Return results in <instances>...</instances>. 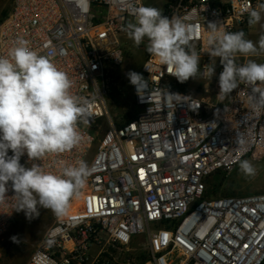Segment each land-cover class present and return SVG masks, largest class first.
I'll list each match as a JSON object with an SVG mask.
<instances>
[{"label": "built area", "instance_id": "2783aa9c", "mask_svg": "<svg viewBox=\"0 0 264 264\" xmlns=\"http://www.w3.org/2000/svg\"><path fill=\"white\" fill-rule=\"evenodd\" d=\"M146 1L12 0L0 22V56L22 37L41 55L51 53L72 92L90 101L79 146L42 160L20 157L27 168L59 172L91 153L94 169L26 264H264V192L207 194L211 175L264 155V111L252 110L250 89L241 84L223 103L217 97L223 65L209 52L208 28L248 39L257 27L248 12L264 0H153L164 16L197 29L199 66H213L214 74L198 75L201 86L191 93L149 54L138 71L141 92L130 84L133 117L117 126L107 98L123 61L121 29ZM261 26L264 35V18ZM256 59L264 63V55ZM6 196L0 236L16 210L10 183Z\"/></svg>", "mask_w": 264, "mask_h": 264}, {"label": "clouds", "instance_id": "9594fccd", "mask_svg": "<svg viewBox=\"0 0 264 264\" xmlns=\"http://www.w3.org/2000/svg\"><path fill=\"white\" fill-rule=\"evenodd\" d=\"M132 15L134 19L121 30L137 47L146 38V51L158 58L160 65H166L168 74L179 82L214 74L213 66L203 72L199 66L200 54L192 43L197 29L179 17L164 16L152 6L134 7ZM248 15L250 26L260 23L264 2L250 9ZM208 32L209 52L212 57H220L223 65L219 101L223 103L244 84L250 89L252 110L264 111V63L254 59L236 62L238 55H264V35L257 45L246 39L243 31L221 32L213 24ZM128 78L140 93L145 85L142 76L129 72ZM73 86L67 73L53 62L51 53L41 55L22 37L16 39L6 56H0V204L7 201L11 182L15 209L24 211L30 219L39 216L40 208L51 210L57 217L66 216L71 199L79 197L94 171L84 160L66 165L59 172L46 171L35 164L26 168L20 163L25 152L29 160H42L48 155L70 152L83 142L79 125L88 124L90 101L75 95ZM236 142L244 144L241 136ZM238 163L246 177L255 176L251 161Z\"/></svg>", "mask_w": 264, "mask_h": 264}, {"label": "rangeland", "instance_id": "374dc122", "mask_svg": "<svg viewBox=\"0 0 264 264\" xmlns=\"http://www.w3.org/2000/svg\"><path fill=\"white\" fill-rule=\"evenodd\" d=\"M12 0H0V22L10 10ZM145 6L160 9V2L147 0ZM262 30L261 21L254 31ZM124 40V56L121 66L117 69L116 82L111 86L107 103L108 113L114 122H123L129 118L134 110L130 94L129 72L138 73L141 63L149 55L146 51L147 39L145 38L138 47L128 36ZM251 59L258 60L256 57ZM201 86L197 77H190L179 84L193 93ZM93 151V150H92ZM9 155L13 153L9 150ZM91 159V153L85 160ZM256 168L254 177H246L239 168V163L228 172H218L208 178V190H213V195H244L264 192V155L256 158H245ZM21 163V162H20ZM24 167V164L21 163ZM27 168V167H26ZM57 216L51 210L40 208L39 216L28 218L24 211L15 210L11 220L0 236V264H26L33 248L43 237L47 229L52 225ZM15 238V241L13 240Z\"/></svg>", "mask_w": 264, "mask_h": 264}, {"label": "crops", "instance_id": "0c3cea01", "mask_svg": "<svg viewBox=\"0 0 264 264\" xmlns=\"http://www.w3.org/2000/svg\"><path fill=\"white\" fill-rule=\"evenodd\" d=\"M261 35H263L262 30H260L258 32L253 31L251 34H249L248 40H251L253 43H256L258 45V41H259ZM253 57H256V56H251L250 59Z\"/></svg>", "mask_w": 264, "mask_h": 264}, {"label": "trees", "instance_id": "16d2710c", "mask_svg": "<svg viewBox=\"0 0 264 264\" xmlns=\"http://www.w3.org/2000/svg\"><path fill=\"white\" fill-rule=\"evenodd\" d=\"M133 113H134V110H133V112H132V114L129 116V118L128 119H126L125 121H127V120H129L130 118H132L133 117ZM125 121H123V122H125ZM123 122H114L117 126H119L120 124H122ZM212 176V175H211ZM10 184H11V182H9ZM207 183H208V180H207ZM212 190H213V188H212ZM211 190V191H212ZM211 191L210 190H208V188H207V194L208 195H213L212 193H211Z\"/></svg>", "mask_w": 264, "mask_h": 264}]
</instances>
